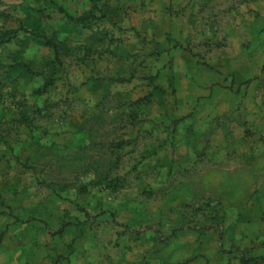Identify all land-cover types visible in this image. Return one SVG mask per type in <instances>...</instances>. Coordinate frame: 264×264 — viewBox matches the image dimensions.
Masks as SVG:
<instances>
[{"label": "rangeland", "instance_id": "obj_1", "mask_svg": "<svg viewBox=\"0 0 264 264\" xmlns=\"http://www.w3.org/2000/svg\"><path fill=\"white\" fill-rule=\"evenodd\" d=\"M0 264H264V0H0Z\"/></svg>", "mask_w": 264, "mask_h": 264}]
</instances>
